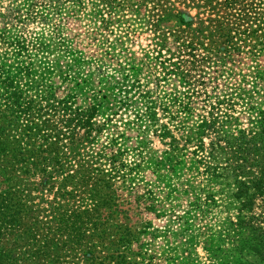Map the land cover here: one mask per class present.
<instances>
[{
	"label": "rangeland",
	"instance_id": "374dc122",
	"mask_svg": "<svg viewBox=\"0 0 264 264\" xmlns=\"http://www.w3.org/2000/svg\"><path fill=\"white\" fill-rule=\"evenodd\" d=\"M251 1V36L232 34L224 40L217 32L214 40H199L210 48L212 60L192 75L188 93L177 76L161 71L159 62L167 54L159 51L160 40H153L155 30L170 32L175 23L153 26L151 7L138 0H0L2 197L23 210L51 208V195L39 192L40 177L14 172L17 182H9L12 142L26 158L51 157L50 142H59L66 156L82 150L119 154L118 161L134 167L133 180L129 184L119 175L111 183L114 205L103 213L108 218L102 229L109 252L123 250L119 224L127 217L135 237L126 251L139 264H210L205 247L228 218H235V187L230 179L198 174L189 164L190 152L204 108L225 99L221 110L237 117L225 126L231 131L234 121L249 126L247 114L239 112L238 104L248 101L241 94L254 89L250 104L264 103V0ZM171 9L198 22L195 7L174 3ZM204 24L200 20V31L206 30ZM255 73L262 79L256 80ZM5 90L16 94L10 107L1 97ZM234 100L238 104L231 112ZM188 103L189 114L181 111ZM65 105L70 109L63 110ZM91 107L95 113L87 134L77 114ZM210 139L204 138L205 151ZM172 156L182 163L173 167ZM129 190L134 192L129 195ZM135 196L142 207L126 215V207H136ZM64 252L58 260L45 257L33 252L22 234L0 231V264H84L75 249Z\"/></svg>",
	"mask_w": 264,
	"mask_h": 264
},
{
	"label": "trees",
	"instance_id": "16d2710c",
	"mask_svg": "<svg viewBox=\"0 0 264 264\" xmlns=\"http://www.w3.org/2000/svg\"><path fill=\"white\" fill-rule=\"evenodd\" d=\"M138 1L144 8L151 7L149 22L153 26L157 27L164 20L175 23L170 32L161 33L155 30L153 40H160L157 43L158 49H165L167 54L159 62L161 71L166 75L177 76L182 84L186 85L188 93H192V75L212 60L210 48L199 40H214L219 33L220 36L224 34V40H231L232 34L238 35L236 39H246L253 33L250 28L255 17H251V10L254 9L251 0ZM174 3L195 7L198 14L205 18L199 19L197 14L198 22H194V18L186 20L171 9ZM200 20L202 24H208H204L205 31H200V27H197ZM194 25L197 28L193 30ZM166 40L172 41L169 43ZM255 77L256 80L262 79V76H257L256 73ZM4 83L5 81H2V84ZM256 84L255 81L254 85ZM255 93L252 89L251 92L241 94L248 100L245 104H238L234 100L235 103L231 101L230 105L231 112L236 108V104L242 107H239V112L247 114L249 126L239 127L238 121H234V128L231 131L226 130L225 126L233 121L231 119L237 120V117L232 118L221 110L225 99H219L209 105L208 110L204 108L203 114L198 116L196 144L190 152L192 156L189 164L202 176L230 179L235 187L233 197L238 205L235 218H228L208 240L205 250L210 264H254L255 261L256 264H264V103L250 104ZM1 97L8 107L15 104V91L5 90ZM64 109L70 108L65 105ZM191 109L188 103L181 111L189 114L192 113ZM94 113L95 110L91 107L77 114L80 118V128L86 129L87 134L91 131L90 121ZM77 117L75 119H78ZM72 120L70 115L66 123L70 124ZM205 137H212L207 143L209 149L206 151ZM51 139L52 137H48L44 140L49 142ZM88 140L84 137L83 143ZM70 141L73 145L74 140ZM14 145L15 142H12L13 148L7 152L10 154V160L6 163L10 171L9 182L16 184L17 180L12 178L16 172L26 175L28 179L40 177L36 184L40 187V193L51 195V208L48 211H39L25 205L23 210L18 204L6 200L0 194V231L6 230L12 235L22 234L24 243H27L33 252L57 260L61 255L64 256V250L70 252L75 249L83 257L84 264H139L137 257L129 256L126 251L135 237L129 218L125 217L123 223L119 224L118 241L123 247L120 252H109V248L105 247L106 237L102 233L108 218L104 217L103 213L108 212L106 210H110L114 205L113 194L109 191L111 183L120 175L130 184L133 178L129 173L134 167H125L124 162L118 161L119 154L108 156L102 150H82L66 156L60 151L59 142L49 143L52 147L51 157L39 158L22 156L15 152ZM4 151V143L0 141V159ZM172 158H175L173 167L182 163V160H176V156ZM19 165L22 168L18 169ZM29 165L33 168L30 169ZM104 165L114 169L107 171L103 168ZM115 165L119 168L115 169ZM184 166L185 164L181 167ZM132 187L130 189L136 191L137 187ZM131 190L129 195L134 192ZM135 197L133 204L136 207H126V215L142 207L139 196ZM126 201L128 205L129 199ZM251 258H254L253 261H249Z\"/></svg>",
	"mask_w": 264,
	"mask_h": 264
}]
</instances>
